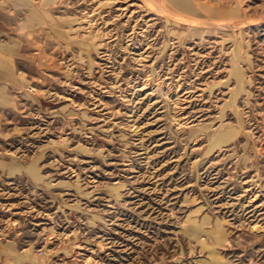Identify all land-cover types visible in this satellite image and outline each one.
I'll return each mask as SVG.
<instances>
[{
    "label": "rangeland",
    "instance_id": "1",
    "mask_svg": "<svg viewBox=\"0 0 264 264\" xmlns=\"http://www.w3.org/2000/svg\"><path fill=\"white\" fill-rule=\"evenodd\" d=\"M182 1L0 0V264H264V0Z\"/></svg>",
    "mask_w": 264,
    "mask_h": 264
},
{
    "label": "bare ground",
    "instance_id": "2",
    "mask_svg": "<svg viewBox=\"0 0 264 264\" xmlns=\"http://www.w3.org/2000/svg\"><path fill=\"white\" fill-rule=\"evenodd\" d=\"M100 1V0H99ZM114 1V0H113ZM127 1V0H126ZM138 1V0H137ZM140 1H142V0H140ZM152 0H144V6L146 7L145 9L148 11V12H153L154 10L156 11V13H160V14H163V16H165V18H167V19H171L173 16L172 15H170V14H177L174 10H172L173 11V13H171V12H168V11H166V10H164V9H159L157 6H155V5H159V4H156L155 3V5H154V3H152L151 2ZM102 2L103 1H101V4H102ZM136 2V1H135ZM105 3H106V0H105ZM125 3V2H124ZM181 3H183V4H181ZM184 3H186V2H183L182 0H172V6L173 7H180V6H183V5H185ZM100 4V3H99ZM104 4V3H103ZM102 4V5H103ZM118 4V3H117ZM121 4V3H120ZM119 4V5H120ZM122 5V4H121ZM140 5V4H139ZM138 5V6H139ZM104 6V5H103ZM102 6V7H103ZM106 6H107V4H106ZM108 6H110V5H108ZM114 6V5H113ZM132 6V5H131ZM137 6V5H136ZM111 7V6H110ZM109 7V8H110ZM129 7H130V5H129ZM186 7H188V6H186ZM119 8V7H118ZM139 8V7H138ZM100 9V8H99ZM99 9H97V10H99ZM131 9V8H130ZM142 10V9H141ZM145 11V10H144ZM154 11V12H155ZM97 12V11H96ZM98 12H100V11H98ZM132 12H134V11H132ZM136 12V11H135ZM138 12V11H137ZM110 13V12H109ZM136 14V13H135ZM147 14V13H146ZM155 14V13H154ZM88 15V14H87ZM87 15H86V17H87ZM131 15V14H130ZM140 15V14H139ZM179 15V14H178ZM92 16H94L93 14H92ZM91 16V17H92ZM98 16V15H97ZM172 16V17H171ZM96 17V16H95ZM129 17V16H128ZM179 17L180 18H177V19H181V20H188V19H185V18H183V17H181L180 15H179ZM98 18V17H97ZM100 18H102V17H100ZM84 19V18H83ZM88 19V18H87ZM96 20V19H95ZM138 20V19H137ZM149 20V19H148ZM147 20V21H148ZM155 20V19H154ZM141 21V20H140ZM145 21V20H144ZM170 21V20H169ZM208 21V20H207ZM83 22V21H82ZM213 22H215V21H213ZM96 23V22H95ZM98 23V22H97ZM96 23V24H97ZM106 25V24H105ZM202 25V24H201ZM141 26V25H140ZM207 26H208V24H207ZM210 26V25H209ZM80 27V26H79ZM218 27H221V25H219ZM175 32H177V31H175ZM134 33V32H133ZM132 34V33H131ZM185 35V34H184ZM132 37V36H131ZM149 43V42H148ZM147 43V44H148ZM148 46V45H147ZM146 48V47H145ZM142 51V50H141ZM140 51V52H141ZM149 52V51H148ZM138 54V53H137ZM172 59V58H171ZM238 73V72H237ZM239 74V73H238ZM237 75V74H236ZM185 88V87H184ZM186 89V88H185ZM188 89V88H187ZM192 89V88H191ZM196 90V89H195ZM188 91V90H187ZM183 92V91H182ZM185 92V91H184ZM183 94V93H182ZM199 95V94H198ZM181 96V95H180ZM187 97V96H186ZM185 97V98H186ZM191 103V102H190ZM185 107V106H184ZM183 108V107H182ZM225 137H227V130H224V131H222L221 130V132H219L218 133V139L219 140H222L223 138H225Z\"/></svg>",
    "mask_w": 264,
    "mask_h": 264
}]
</instances>
